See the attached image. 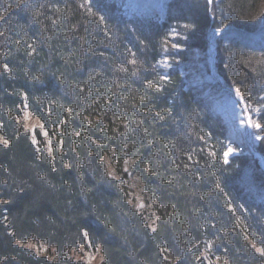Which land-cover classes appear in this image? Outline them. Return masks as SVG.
Wrapping results in <instances>:
<instances>
[{
  "label": "trees",
  "instance_id": "16d2710c",
  "mask_svg": "<svg viewBox=\"0 0 264 264\" xmlns=\"http://www.w3.org/2000/svg\"><path fill=\"white\" fill-rule=\"evenodd\" d=\"M261 1L171 0L148 17L0 0V264H264V48L242 44ZM231 29L211 69L258 110V159H226L224 130L160 68Z\"/></svg>",
  "mask_w": 264,
  "mask_h": 264
},
{
  "label": "rangeland",
  "instance_id": "374dc122",
  "mask_svg": "<svg viewBox=\"0 0 264 264\" xmlns=\"http://www.w3.org/2000/svg\"><path fill=\"white\" fill-rule=\"evenodd\" d=\"M119 5L123 6V10L130 13H135L140 16H159L162 17L165 13L166 6L171 0H115ZM210 2L212 0H209ZM219 1V0H218ZM264 12V0L261 1L260 7ZM228 33H219L212 37L210 54H204L200 51H195L190 61L187 64L178 61L175 58L171 60L166 59L161 62L160 68L164 70V77H168L169 70L178 68L181 74V80L184 82V87L188 94L192 95L194 99L215 118L218 125L224 130L229 148L226 153L227 158L236 156H247L252 159H258L255 152L256 146L259 144V124L257 123L258 110L255 113L249 112V108L241 100L240 96L230 89H227L223 82L219 80L211 65L213 62L215 52V39L222 36L227 42L237 36L236 29H231ZM249 42L242 41L243 45L250 44L251 47L264 48V24L254 34L249 36ZM175 39V36H174ZM176 48V47H174ZM177 49V48H176ZM185 55L186 53L183 52ZM185 57V56H182ZM188 57V56H187ZM189 58V57H188ZM222 103V107L231 105L233 107L232 114H227V110H222L217 104ZM216 107L221 108L217 110ZM255 116V117H254ZM232 117V119H231ZM27 127L35 134L37 130H41L40 123L27 114ZM259 168L264 172V159H261ZM264 200V198H263ZM143 206V205H141ZM89 264H100L97 256H92Z\"/></svg>",
  "mask_w": 264,
  "mask_h": 264
},
{
  "label": "snow or ice",
  "instance_id": "6c2138e0",
  "mask_svg": "<svg viewBox=\"0 0 264 264\" xmlns=\"http://www.w3.org/2000/svg\"><path fill=\"white\" fill-rule=\"evenodd\" d=\"M44 135H47V133H44ZM0 143H3L4 147H8V142L6 140H3L2 138H0ZM33 144H35V140H33ZM226 156L228 155V153L225 154ZM225 162H227V160H225ZM153 231H155V229H153ZM256 251L261 255L264 256V251H262L261 249L257 248Z\"/></svg>",
  "mask_w": 264,
  "mask_h": 264
},
{
  "label": "bare ground",
  "instance_id": "6f19581e",
  "mask_svg": "<svg viewBox=\"0 0 264 264\" xmlns=\"http://www.w3.org/2000/svg\"><path fill=\"white\" fill-rule=\"evenodd\" d=\"M217 105H218L219 107H221L222 110L226 109V110H227L226 112H227L228 115H229V114H232L233 107H232L231 105H226V104H225V105L222 107V103H221V102H218ZM219 107H218V108L216 107V109H217V110H219V109L221 110V108H219ZM229 116H230V115H229ZM231 119H232V117H231Z\"/></svg>",
  "mask_w": 264,
  "mask_h": 264
}]
</instances>
